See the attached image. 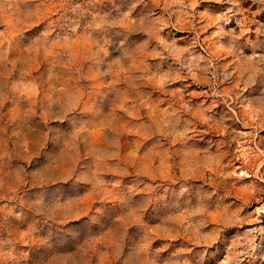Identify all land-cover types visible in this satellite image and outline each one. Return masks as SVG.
Masks as SVG:
<instances>
[{
    "label": "rangeland",
    "instance_id": "rangeland-1",
    "mask_svg": "<svg viewBox=\"0 0 264 264\" xmlns=\"http://www.w3.org/2000/svg\"><path fill=\"white\" fill-rule=\"evenodd\" d=\"M0 264H264V0H0Z\"/></svg>",
    "mask_w": 264,
    "mask_h": 264
}]
</instances>
